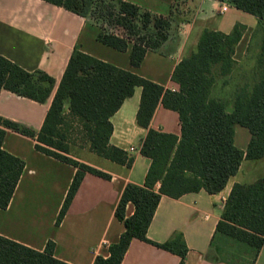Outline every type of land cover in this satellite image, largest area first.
Returning <instances> with one entry per match:
<instances>
[{
	"label": "trees",
	"instance_id": "trees-1",
	"mask_svg": "<svg viewBox=\"0 0 264 264\" xmlns=\"http://www.w3.org/2000/svg\"><path fill=\"white\" fill-rule=\"evenodd\" d=\"M43 1L89 21L92 17L100 30L101 43L120 52L131 47L130 65L134 68L141 66L148 51H157L168 40L172 28L169 18L158 17L123 0ZM217 1L257 17L263 26L258 81L250 90L243 88L235 94L231 111L212 92L218 80L230 76L237 65L235 48L246 29L242 24H236L230 33L203 31L197 47L173 72L172 79L180 86L177 92L165 90L157 83L75 48L39 132L0 117V209L8 208L25 168L22 159L3 149L6 130L36 140V150L76 168L56 221L60 225L86 174L110 179V175L68 156L67 135L75 129L71 119L79 121L93 152L130 166L127 153L110 145L114 129L111 117L133 96L135 88L141 87L137 123L148 132L140 152L151 159V165L143 186L125 187L115 210L125 231L118 242L109 246V256H98L93 264H122L133 240L177 254L180 264H184L188 247L181 234L165 243L148 238L162 197L179 199L201 190L218 194L238 174L244 160H259L264 156V0ZM105 23L113 29H106ZM53 86L54 79L46 73L28 72L0 55V92L5 89L44 103ZM160 103L178 113L180 136L150 128ZM236 126L248 129L251 134L246 150L235 145ZM128 203L135 207L130 217L126 216ZM216 231L258 251L262 248L264 177L252 184L233 185ZM54 250L53 241L43 251H37L0 235V264H68L57 259Z\"/></svg>",
	"mask_w": 264,
	"mask_h": 264
},
{
	"label": "crops",
	"instance_id": "crops-1",
	"mask_svg": "<svg viewBox=\"0 0 264 264\" xmlns=\"http://www.w3.org/2000/svg\"><path fill=\"white\" fill-rule=\"evenodd\" d=\"M123 1L158 17L169 18L172 23L168 40L157 51H148L138 68L130 65L131 47L120 52L104 45L98 40L99 28L85 18L43 0H0V55L28 72L42 71L54 79L50 97L44 103L3 89L0 117L39 132L75 48L157 83L165 90L177 92L180 86L172 79L173 72L197 47L203 31L230 33L236 24L246 29L235 48L234 59L238 65L246 56V78L250 76L246 88L250 90L258 81L260 51L255 55L250 52L261 26L257 17L229 3V9L221 13L224 2L217 0ZM262 37L260 35L261 42ZM250 58H255V63H247ZM141 95L142 88L136 87L133 96L111 117L114 129L110 145L127 153L130 166L99 156L89 144L88 151L80 150L78 154L69 151V157L110 175V179L86 174L60 225L56 221L76 168L36 150V140L6 130L3 149L22 159L25 168L8 208L0 209V235L37 251H43L47 243L53 241L54 256L68 264H93L98 256L108 257L109 246L118 242L125 231L124 224L115 216L123 191L128 184L143 186L151 165V159L140 152L148 132L137 123ZM65 109L69 111L68 105ZM71 122L83 135L79 121L72 118ZM150 128L180 136L179 115L160 103ZM262 160L264 156L246 161ZM254 170L255 167H249V176ZM238 174L230 178L218 194L201 190L179 199L163 196L148 238L165 243L181 234L188 247L184 264H264V245L258 251L216 231L233 185L252 184L264 177V174L257 179L250 176L243 182L237 178ZM134 210V205L128 203L126 216L133 215ZM180 262L177 254L133 240L122 264Z\"/></svg>",
	"mask_w": 264,
	"mask_h": 264
},
{
	"label": "rangeland",
	"instance_id": "rangeland-1",
	"mask_svg": "<svg viewBox=\"0 0 264 264\" xmlns=\"http://www.w3.org/2000/svg\"><path fill=\"white\" fill-rule=\"evenodd\" d=\"M92 24L93 22L95 23V20L91 17ZM105 28L106 29H113L110 25L105 23ZM258 36L254 40L252 47L250 49L251 55H255L259 51H261V40H260V35L263 36V26H260L257 30ZM255 58H250L247 60L248 62L254 61L255 63ZM247 66V70H249ZM250 76H247L249 79ZM246 56L241 60V62L236 65L233 73L226 77V78H221L218 80L217 85L214 88L213 96L219 99H222L227 103V108L229 111L233 109V100L235 97V94L243 89L246 88ZM74 127V126H73ZM75 128V127H74ZM78 128V126H77ZM71 133V134H70ZM67 135V141L69 143L70 150L75 153H79L80 150H89L88 148V142L87 139L80 133V130H76V128ZM251 134L248 131V129L241 127V126H236L235 127V145L242 149L246 150L248 143L250 141ZM77 153V154H78ZM84 153L85 152H81ZM253 166L255 167V170L253 173H251L250 176H255V178H260L264 174V160L260 161H244L242 170L238 174V179L246 182V178H249V174L247 173L249 170V167Z\"/></svg>",
	"mask_w": 264,
	"mask_h": 264
},
{
	"label": "built area",
	"instance_id": "built-area-1",
	"mask_svg": "<svg viewBox=\"0 0 264 264\" xmlns=\"http://www.w3.org/2000/svg\"><path fill=\"white\" fill-rule=\"evenodd\" d=\"M229 9V4L227 2L222 3L220 12L225 13Z\"/></svg>",
	"mask_w": 264,
	"mask_h": 264
}]
</instances>
